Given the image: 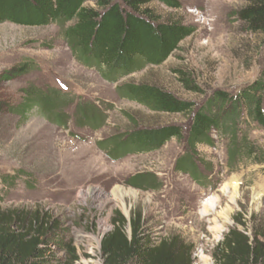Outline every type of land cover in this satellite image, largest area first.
<instances>
[{"label": "rangeland", "instance_id": "obj_1", "mask_svg": "<svg viewBox=\"0 0 264 264\" xmlns=\"http://www.w3.org/2000/svg\"><path fill=\"white\" fill-rule=\"evenodd\" d=\"M178 1L179 8L158 0L147 7L161 22H181L193 34L161 65L118 74L116 82L107 80L106 67L87 65L72 52L60 25L0 24V207L30 219L48 215L76 249V264H105L101 242L117 212L130 218L141 211L157 243L181 235L193 245L196 264H217L214 250L236 219L250 236L264 227V163L245 154L230 165V136L213 130V144L194 149L199 177L178 170L194 112H156L119 89L126 83L156 84L195 103V111L215 90L235 94L264 77V35L250 32L234 14L245 0ZM27 60L33 63L29 73L12 80L1 76ZM177 71L190 74L201 91H188ZM30 89L41 98L25 114L13 111ZM54 94L62 102L52 112L45 101ZM169 124L180 126L183 136L157 150L114 158L99 146L115 134ZM258 128L244 117L238 129L264 148ZM140 175H153L158 184L133 185ZM52 254L55 263L70 256L62 245Z\"/></svg>", "mask_w": 264, "mask_h": 264}, {"label": "trees", "instance_id": "obj_2", "mask_svg": "<svg viewBox=\"0 0 264 264\" xmlns=\"http://www.w3.org/2000/svg\"><path fill=\"white\" fill-rule=\"evenodd\" d=\"M92 1L94 6L87 3ZM171 8H179L178 0H158ZM151 0H0V24L19 26L60 25L72 52L87 65L104 66L107 80L116 82L119 75H130L148 65H161L178 49L194 30L181 22H161L147 7ZM247 29L264 35V0H245L234 13ZM71 23L70 25H68ZM33 69L31 60L19 63L1 74L7 80L16 79ZM183 86L192 92L201 89L190 74L177 71ZM131 100L156 112L190 114L192 123L187 135V150L176 162V168L198 178L201 171L194 149L199 143L213 144V130L230 136V165L244 157L264 163V148L240 135V120L247 117L264 131V77L256 79L238 93L215 90L205 103L194 111L195 103L178 97L156 84L126 83L119 87ZM39 91L30 89L24 101L12 107L25 114L40 99ZM62 101L58 95L46 100L50 111ZM178 125L156 128H135L115 134L99 142L114 158L131 153L160 149L172 137L182 138ZM195 154V155H194ZM119 156V157H116ZM133 185L154 188L153 175L134 177ZM113 229L101 242L105 264H196L194 247L178 234L169 235L158 243L141 211L130 218L117 212ZM234 228L216 246L213 256L217 264H264V227H256L252 235L239 228L245 226L236 219ZM130 230V231H129ZM64 232L48 215L5 212L0 207V264H76L80 257L76 249L63 238ZM62 245L70 256L63 262L52 254Z\"/></svg>", "mask_w": 264, "mask_h": 264}, {"label": "bare ground", "instance_id": "obj_3", "mask_svg": "<svg viewBox=\"0 0 264 264\" xmlns=\"http://www.w3.org/2000/svg\"><path fill=\"white\" fill-rule=\"evenodd\" d=\"M238 185H239V184H237V183H235V184L233 185V188H234V191H235V195H236V196H237V191H238ZM235 195H234V196H235ZM257 195H258V194H257ZM259 196H260V195H259ZM208 205H209L208 202H206L205 205H204V207L207 208Z\"/></svg>", "mask_w": 264, "mask_h": 264}]
</instances>
